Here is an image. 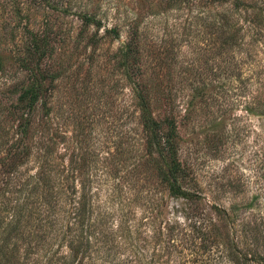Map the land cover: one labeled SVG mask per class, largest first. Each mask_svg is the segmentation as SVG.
<instances>
[{
    "label": "rangeland",
    "instance_id": "374dc122",
    "mask_svg": "<svg viewBox=\"0 0 264 264\" xmlns=\"http://www.w3.org/2000/svg\"><path fill=\"white\" fill-rule=\"evenodd\" d=\"M209 4L210 0H0V115L5 109L9 113L40 63L42 82L50 92L49 118L55 131L65 133L70 153L77 155L82 147L89 154L91 171L95 164L106 166L108 154L126 158L118 165L119 180L137 190L143 187L144 194L150 187L143 184L150 186L152 179L137 182L132 171L135 159L145 163V172L150 167L137 88L152 98L156 119L171 114L176 118L179 158L193 178L188 187L204 199L189 203L169 196L158 183L152 192L158 197L160 218L170 225L179 219L185 227L180 241L191 232L192 216L201 222L218 220L212 205L232 210V204L245 197L254 200L251 216L260 218L264 232V122L249 117L243 106L222 118L219 109L225 95L218 104L208 101V96L226 91L217 89L214 75L227 69L226 56L213 55L209 27L215 8L203 11ZM258 4L264 8V0ZM86 17L101 26L86 24ZM131 40L140 52V70L119 63L122 47ZM258 58L264 60V51ZM42 113L41 108L40 122Z\"/></svg>",
    "mask_w": 264,
    "mask_h": 264
},
{
    "label": "trees",
    "instance_id": "16d2710c",
    "mask_svg": "<svg viewBox=\"0 0 264 264\" xmlns=\"http://www.w3.org/2000/svg\"><path fill=\"white\" fill-rule=\"evenodd\" d=\"M208 7L215 8L209 27L213 55L226 56L227 63L226 71L214 75L217 89L226 91L208 101L218 104L225 95L222 118L243 106L249 117L264 122V60L258 58L264 51V8L258 0H210L203 11ZM85 23L101 26L93 17ZM139 60L131 40L122 47L119 63L140 70ZM39 68L40 63L31 70L9 113L5 109L0 115V264H264V232L260 218L251 216L253 199L234 202L233 211L212 205L218 220L192 216L183 241L180 220L170 225L160 218L155 183L189 203L204 198L188 187L193 178L179 158L176 118L156 119L146 90L137 88V98L150 167L145 172L142 160L132 162L137 182L152 179L150 186L143 184L150 187L144 194L143 187L119 180L118 165L126 158L108 154L106 166L95 164L91 171L82 147L77 155L70 153L65 133L50 121V92Z\"/></svg>",
    "mask_w": 264,
    "mask_h": 264
}]
</instances>
